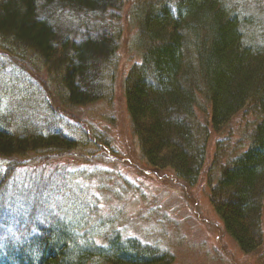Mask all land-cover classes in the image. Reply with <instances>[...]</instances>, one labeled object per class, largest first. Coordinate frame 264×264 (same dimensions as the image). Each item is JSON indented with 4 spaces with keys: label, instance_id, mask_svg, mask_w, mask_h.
<instances>
[{
    "label": "trees",
    "instance_id": "trees-1",
    "mask_svg": "<svg viewBox=\"0 0 264 264\" xmlns=\"http://www.w3.org/2000/svg\"><path fill=\"white\" fill-rule=\"evenodd\" d=\"M128 1L0 0V40L16 48L12 54L0 48V55L27 62L21 47L27 49L29 61L37 55L55 77L58 99L40 111L48 114L39 123L29 110H22L19 118L12 110L0 115V193L16 167L51 164L52 157L72 154L83 159L76 157L85 150L87 127L78 139L60 131L58 122L67 118L86 125L74 110L105 98V83L120 50L115 14H122ZM232 2L133 0L131 14L140 21L143 52L126 76L124 92L148 167L169 170L187 186H196L201 177L209 132L222 131L248 109L254 113L250 144L223 165L214 184L208 180L209 199L239 249L264 258V29L254 15L244 17ZM63 12L75 18L63 19ZM250 37L262 38L256 42ZM38 82L47 85L45 79ZM96 141L97 146L103 143ZM216 144L221 154L223 145ZM50 180L38 172L30 183L45 187ZM28 193L10 202L8 207L16 208L11 224L6 217L0 221L10 228L29 223L25 229L19 226L28 240L27 251L7 253L15 264L176 263L172 253L125 238L116 229L86 231L88 226L53 216L44 222L46 208L39 210L41 202L33 203L39 192ZM0 207L4 211L5 206Z\"/></svg>",
    "mask_w": 264,
    "mask_h": 264
},
{
    "label": "rangeland",
    "instance_id": "rangeland-1",
    "mask_svg": "<svg viewBox=\"0 0 264 264\" xmlns=\"http://www.w3.org/2000/svg\"><path fill=\"white\" fill-rule=\"evenodd\" d=\"M132 5L133 0L128 1L122 14H115L120 50L111 67L112 70L114 67V73L105 83L106 99L74 110L86 125H77L67 118L58 122L60 131L78 139L84 131L82 127H87L90 133L88 140H84L87 147L76 157L83 159H75L72 154L52 157L51 164L16 167L0 193V206H5L4 211L0 207V221L6 217V222L11 224L10 214L16 208L8 206L17 196L39 192L33 203L37 206L36 201L41 202L43 206L40 205L39 210L46 208L41 217L44 222L53 216L59 217L53 218L56 220L64 218L70 224L75 222L78 227L88 226L86 231L111 233L116 229L126 234L125 238L135 237L147 245L172 253L175 264H264V258L258 255H245L226 234L210 202L208 184V180L214 184L223 165L250 144L247 141L255 126L254 113L248 109L222 131L209 132L204 168L196 186L178 181L169 170L148 167L133 133L124 92L126 76L131 67L138 64L143 52L140 21L131 14ZM232 5L241 7L246 18L254 15L260 29H264V1L233 0ZM63 13L66 14L63 19L75 18L70 12ZM262 37L250 39L258 42ZM7 43L0 40V48L12 54L16 48ZM18 50L27 62H18L12 55H0V115H8L12 110V116L17 118L22 110H29L35 112L39 123L40 118L48 114L47 110L43 114L40 111L50 102H58L56 80L36 60L37 55H33L36 59L29 61L27 57L30 55L26 57L24 54L27 49L21 47ZM42 79L47 81L48 88L40 86L38 81ZM23 101L28 106L22 107ZM96 139H102L103 143L97 146ZM216 143L223 145L221 154ZM38 172L45 181L51 178L52 183L45 187L31 184L33 175ZM28 225V222L12 228L0 225V264H15L16 259L9 257L8 252L27 251L24 243L28 240L22 236L19 226L25 229ZM15 257L19 255L15 254Z\"/></svg>",
    "mask_w": 264,
    "mask_h": 264
}]
</instances>
